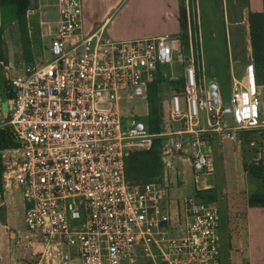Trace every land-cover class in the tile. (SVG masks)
Here are the masks:
<instances>
[{"label": "built area", "instance_id": "obj_1", "mask_svg": "<svg viewBox=\"0 0 264 264\" xmlns=\"http://www.w3.org/2000/svg\"><path fill=\"white\" fill-rule=\"evenodd\" d=\"M56 8L47 47L10 79V116L0 119L19 142L0 150L2 186L22 196L26 239L41 244L38 262L221 264L217 204L176 197L168 178L130 183L126 159L161 136L166 167L183 155L199 182L214 170L203 136L241 144L244 130L264 134V91L232 76L223 95L215 78L200 76L201 55L192 45L185 51L179 35L117 40L107 23L85 33L82 0H56ZM175 62L180 75L161 69ZM158 76L169 84L178 125L151 133L130 104L147 102Z\"/></svg>", "mask_w": 264, "mask_h": 264}, {"label": "crops", "instance_id": "obj_2", "mask_svg": "<svg viewBox=\"0 0 264 264\" xmlns=\"http://www.w3.org/2000/svg\"><path fill=\"white\" fill-rule=\"evenodd\" d=\"M221 2L223 11H226L225 0ZM179 6L180 0H82L83 30L88 33L107 23L106 31L115 39L164 34L178 36L181 33ZM250 11L263 12L264 0H248L243 18L229 21L238 28L237 32L242 30L249 34ZM57 18L56 0H31L26 12V24L22 28L17 18L12 17L7 20L3 16L0 5V27H3L1 47L3 58L0 59V119L2 121L10 116L13 96L10 79L21 74L24 65L47 47L48 27L53 25ZM225 36L227 38V30ZM248 44L251 60L246 65H238L239 54L226 66L220 65L223 74L224 66L227 69L225 73L227 80L222 86V91L227 90L225 88L228 82H231L232 76L243 80V83L248 84L251 89L255 86L264 91V83L260 84L256 81L250 35ZM217 69L216 74L211 72V78L217 79ZM206 150L212 155L214 170L201 177L202 183L198 184L200 187L197 189H216L220 229L221 216L227 223V236L221 241V264H264V207L248 205L250 187L248 174L244 169L242 143L213 134L208 137ZM170 159L171 164L180 167L175 168L174 171L180 176L181 185H184L186 183L184 176L191 172V163L183 155H175ZM217 169H221V179L218 178ZM173 183L175 184L172 181V185ZM24 213L21 194L4 190L2 187L0 264H41L38 262L41 244L38 241L29 243L26 239ZM219 234L221 240L220 231Z\"/></svg>", "mask_w": 264, "mask_h": 264}, {"label": "rangeland", "instance_id": "obj_3", "mask_svg": "<svg viewBox=\"0 0 264 264\" xmlns=\"http://www.w3.org/2000/svg\"><path fill=\"white\" fill-rule=\"evenodd\" d=\"M248 0H225L224 7L226 11H223V5L221 0H182V5L185 6L187 10V32H188V45L189 48L192 45L194 51H198L199 55H201V61L203 60V70L200 76H202L205 79V82H208L211 79V72L216 74L217 66L219 67L217 69L218 75H217V82L220 86L221 92L223 95H227L230 92V81L227 84V90L222 91V86L226 83V74L227 69L226 65L231 60H235L234 58L238 57L239 54V60L240 62L238 65L244 66L248 63L249 60H251L250 49L248 44L249 34L245 33V31L238 30L237 32L236 27H234L232 24H230L229 21L231 19H242L243 18V11L246 8ZM84 20V15H83ZM202 24V26H201ZM244 28V27H243ZM226 30H227V38H226ZM189 32H191V36H189ZM108 33V32H107ZM173 36H176L174 34ZM121 40V39H117ZM123 40V39H122ZM173 44H176L175 41H173ZM237 52V53H236ZM203 54V59H202ZM231 58V59H230ZM224 66V74L221 72V66ZM161 69L166 70L167 74H170L174 72L176 75H180L181 71H183V65L175 62L171 68H167V66H162ZM240 67H238V70ZM171 91L169 89V85L166 83H163L159 88V105L161 106V121L160 126H167L170 124L171 127H176L178 123L171 122L170 119V96ZM131 106L136 105L137 108L134 110V113L137 114V119L142 120L143 122L147 123V120H149V99L147 98V102L144 100H134L130 104ZM203 115V113H201ZM226 119L229 122L233 121V118L231 116H227ZM171 122V123H169ZM167 140L164 139V143ZM161 151L158 153L161 155V162H162V174L158 176V179H165L168 178L173 183V189L172 193L176 197L181 195H188L192 196L195 195V191L200 186L198 184H201V179L199 182H196L193 173L188 172L184 176L183 179L186 183L184 185H181L180 176L178 173L174 171L175 168H180L177 164H171L170 168L166 167V162L169 160L168 154L164 152V150L161 148ZM146 149H138V150H132L129 153V156L127 157L126 161L132 160L137 158L138 160L144 161V153ZM138 154H141L140 157ZM149 156L147 157L146 164H152L151 163V152L148 151ZM147 156V155H146ZM255 159H261L264 156V152L258 153L255 155ZM249 158V156H248ZM251 158V157H250ZM253 158V157H252ZM254 159V160H255ZM171 160V159H170ZM150 168V166H148ZM216 173H218V178L221 179V169H217ZM129 179V178H128ZM130 180V179H129ZM128 180V181H129ZM130 182V181H129ZM181 182V183H180ZM132 183V182H130ZM177 184V185H176ZM248 184L251 189V191L255 192V189H262L264 187V180L257 178H251L248 179ZM264 193V189L262 190ZM216 203V202H215ZM217 204V203H216ZM227 223L224 220V218L221 216V241L223 239H226L227 236Z\"/></svg>", "mask_w": 264, "mask_h": 264}, {"label": "trees", "instance_id": "obj_4", "mask_svg": "<svg viewBox=\"0 0 264 264\" xmlns=\"http://www.w3.org/2000/svg\"><path fill=\"white\" fill-rule=\"evenodd\" d=\"M31 3V0H0V5L2 7L3 16L7 20L15 17L19 21V25L24 28L26 24V12ZM184 5V4H183ZM182 5V0H180L179 14H180V24L181 33L180 37L182 40V45L185 51H189L188 45V32H187V10L185 6ZM248 22L250 28V44L252 48V56L255 66L256 81L260 84L264 83V11L263 12H253L248 13ZM2 33L3 27H0V59L3 58L1 54L2 47ZM164 83L162 76L150 84L149 86V120H147V126L151 133H161L163 126H160L161 121V106L159 105V88ZM172 88L179 90L181 87V81L171 82ZM169 85V84H168ZM207 137L208 135L203 136ZM264 137L263 133H257L256 131L244 130L242 132V146L244 152V169L246 170L249 177L264 180V156L261 159H255V155L260 153L259 145ZM256 140L257 144L254 147L249 145L251 140ZM164 142V138L157 136L154 139L153 145L150 149L146 150L144 153V161L138 160L137 158L126 161V176L127 179L134 182H146L158 179V176L162 174V162L161 155L158 153L161 151ZM19 142L15 140L9 127L0 128V150L8 147L18 146ZM148 151L151 152V163L146 164L147 157L149 156ZM141 154H138L140 157ZM147 155V156H146ZM249 156V158H248ZM251 157V158H250ZM253 157V158H252ZM255 159V160H254ZM150 166V168H148ZM4 165L0 154V192L2 191V171ZM262 189H255V192L251 191L248 196L249 206H260L264 207V193ZM195 195L204 199L208 202L215 203L217 200L216 189H196Z\"/></svg>", "mask_w": 264, "mask_h": 264}]
</instances>
